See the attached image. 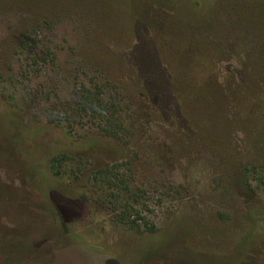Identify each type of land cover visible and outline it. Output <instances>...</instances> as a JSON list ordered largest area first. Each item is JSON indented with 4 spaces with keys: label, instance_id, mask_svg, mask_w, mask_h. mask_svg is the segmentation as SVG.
Segmentation results:
<instances>
[{
    "label": "rangeland",
    "instance_id": "rangeland-1",
    "mask_svg": "<svg viewBox=\"0 0 264 264\" xmlns=\"http://www.w3.org/2000/svg\"><path fill=\"white\" fill-rule=\"evenodd\" d=\"M0 100V264H264V0H0Z\"/></svg>",
    "mask_w": 264,
    "mask_h": 264
},
{
    "label": "trees",
    "instance_id": "trees-1",
    "mask_svg": "<svg viewBox=\"0 0 264 264\" xmlns=\"http://www.w3.org/2000/svg\"><path fill=\"white\" fill-rule=\"evenodd\" d=\"M25 1V0H24ZM25 4L26 3H30L29 1L28 2H24ZM29 12V11H28ZM30 14H33V13H30ZM34 15H36V14H34ZM37 16V15H36ZM44 27L42 26V25H38L37 26V28H34V29H32V30H30L29 31V34H25V36H24V39L21 41V43H20V47H21V49H23L22 51L24 52V51H27L29 48H31V46H32V35L34 34L35 36H38V35H40V33H41V30H44L43 29ZM31 45V46H30ZM88 105V104H87ZM0 109H2L3 111H6V112H9L8 110H6V109H4L3 107H2V102H1V100H0ZM59 161L58 160H56L55 159V163H58ZM60 163V162H59ZM256 172H257V170H255ZM247 173H251L250 171H248ZM112 175H114V174H111V175H105V173H102V175L100 176V178L102 179V180H104L103 182L104 183H108L110 186H113L114 184H116V182L115 181H112L111 179H113V178H111L112 177ZM106 177V178H105Z\"/></svg>",
    "mask_w": 264,
    "mask_h": 264
}]
</instances>
